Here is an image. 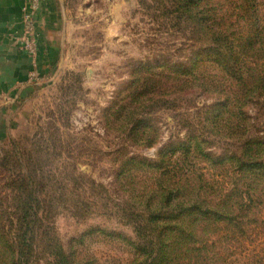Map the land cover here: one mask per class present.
Wrapping results in <instances>:
<instances>
[{"label": "rangeland", "instance_id": "374dc122", "mask_svg": "<svg viewBox=\"0 0 264 264\" xmlns=\"http://www.w3.org/2000/svg\"><path fill=\"white\" fill-rule=\"evenodd\" d=\"M48 2L38 10L48 58L43 73L36 69L37 79L18 98L0 97L1 231L14 238L16 199L32 192L38 227L28 235L32 251L27 249L23 264H52L58 247L92 264H129L135 246L153 253L166 217L175 226L182 214L138 202L137 190L158 183V167L185 165L196 177L227 188L232 170L220 168L218 160L243 159L247 139L264 141V88L248 89L252 97L242 114L223 110L245 91L209 63V49L220 39L216 32L229 28L233 38H249L238 9L242 2L208 0L205 10L218 14L215 19L206 11V25L198 24L194 11L184 14L175 0ZM38 11L31 17L35 25ZM38 38L35 32L37 48ZM245 51L249 70L264 74V49ZM190 62L197 63L193 75L169 67ZM132 96L144 103L133 111L135 125L127 127L110 113L127 117L128 107H136ZM136 126L147 139L133 133ZM131 159L152 167L124 173ZM22 178L28 180L18 188L12 181ZM258 217L214 245L223 253L217 264H264V209ZM185 218L182 228L189 231L194 218Z\"/></svg>", "mask_w": 264, "mask_h": 264}, {"label": "trees", "instance_id": "16d2710c", "mask_svg": "<svg viewBox=\"0 0 264 264\" xmlns=\"http://www.w3.org/2000/svg\"><path fill=\"white\" fill-rule=\"evenodd\" d=\"M175 1L178 2L184 14L194 11L195 20L200 25H206V15L209 12L215 19L218 14L214 8L217 4L213 7L214 9L205 10L208 0ZM241 2L242 5L240 4L238 9L243 14L240 18L250 29L249 38L245 40L243 34L233 38L229 28L225 30V33L223 31L224 34L218 31L215 33L220 38L216 41L218 45L214 49H209L208 52L213 58L210 64L217 63L221 72L242 85L240 88L241 91H245V94H237L233 102L222 105L223 110L234 108L239 114H242L243 106L251 100L252 96L248 89L259 85L264 88V74H258L259 76L254 74L256 72H253L252 68L249 70L250 65H247L243 58L244 54H248L245 48L251 52L264 49V0H241ZM217 25L219 26L220 23ZM252 56L254 54L249 55V57ZM191 63L171 64L169 67L179 71V74L193 75L197 63ZM201 63L202 61L198 62V64ZM132 97L133 101L130 102L135 103L136 107L126 108L127 117H123L120 110H112L113 113H110L119 120L118 122L124 121L127 127L135 125L133 111L140 109L144 103L143 99ZM137 128L136 126L133 133L135 134L137 130L136 135L140 136L141 140L147 139L146 131ZM216 165L222 169L227 166V169L232 170L231 186L226 188V184H220L218 181L211 182L203 176L196 177L195 172L190 171L185 165L173 168H169L170 165H168V167H158L162 172L157 184L151 183L150 189L137 190L138 202L146 204L148 209L156 206L171 211L175 207L182 214L176 219L175 222L178 225L174 224L175 226H170L173 219L166 217L163 223L164 229L159 228L161 238L158 239L157 247H155L156 242L152 243L155 249L153 253L151 249L148 254L147 248L135 246L136 253L133 254L129 264H217L223 253H220L217 247L215 251L212 250L214 245L217 242L222 243L228 240L227 235L231 234L234 229L241 230V227L253 225L258 220V213L264 209V141L247 139L244 144L243 159H230V163L226 159H220ZM125 166L124 173H129V168L152 167V164L131 159ZM27 180V178H22L18 182L15 180L12 182L19 184L18 188H23L22 182ZM135 183L138 181L133 180L132 184ZM16 201L18 204L15 205V221L11 223L12 226L16 224L14 238L8 237V234L1 231L4 230V225L0 221V264H23L27 249L32 251V239H29L28 235L35 234L38 227L33 220L34 217L36 219L38 217L35 209L36 199L32 192H28L24 198L19 196ZM4 212L3 208L0 209V213ZM189 215L194 218L195 227L187 231L182 228V225L186 222L185 217ZM167 234H170L169 239L164 238ZM215 236H218V239H213ZM52 255V264H92L86 256L66 255L61 247L55 249Z\"/></svg>", "mask_w": 264, "mask_h": 264}, {"label": "crops", "instance_id": "0c3cea01", "mask_svg": "<svg viewBox=\"0 0 264 264\" xmlns=\"http://www.w3.org/2000/svg\"><path fill=\"white\" fill-rule=\"evenodd\" d=\"M43 4L48 8V0H0V97L18 98L24 85H29V74L42 69V62L48 59L44 40H41L46 36L42 30L44 20L38 11ZM36 11L35 32L39 37L36 49L39 54L32 57L23 49L22 41L28 37L26 16L31 13L33 18ZM45 20L49 22L48 17Z\"/></svg>", "mask_w": 264, "mask_h": 264}, {"label": "built area", "instance_id": "2783aa9c", "mask_svg": "<svg viewBox=\"0 0 264 264\" xmlns=\"http://www.w3.org/2000/svg\"><path fill=\"white\" fill-rule=\"evenodd\" d=\"M27 15V14H26ZM32 15L31 13H28L26 16V26H27V33L28 37L22 41V47L25 51H27L32 57H36L37 49L35 46V40H34V35H35V23L33 19L31 18ZM33 35V37H32ZM37 72L32 71L29 74V79L28 81H34L37 79Z\"/></svg>", "mask_w": 264, "mask_h": 264}]
</instances>
